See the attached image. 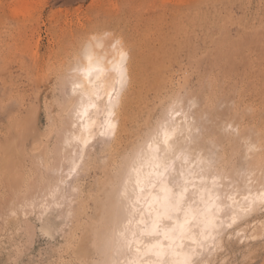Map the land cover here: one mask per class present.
<instances>
[{"label":"rangeland","instance_id":"obj_1","mask_svg":"<svg viewBox=\"0 0 264 264\" xmlns=\"http://www.w3.org/2000/svg\"><path fill=\"white\" fill-rule=\"evenodd\" d=\"M123 53L130 82L119 130L100 133L99 113L93 139L74 147L83 61ZM260 97L264 0H0V264L122 262L118 237L138 217L131 174L168 126L188 124L172 177L216 183L209 191L225 201L263 192L264 170L249 166L263 144L243 129L261 124ZM229 216L222 240L194 264H264V208L238 223Z\"/></svg>","mask_w":264,"mask_h":264},{"label":"bare ground","instance_id":"obj_2","mask_svg":"<svg viewBox=\"0 0 264 264\" xmlns=\"http://www.w3.org/2000/svg\"><path fill=\"white\" fill-rule=\"evenodd\" d=\"M89 58H91V59H89ZM128 58H129L128 55L123 53L121 56V59H119V58L113 59L111 57H107L106 55H102L100 57H97L95 60H93L91 56H87V59H85L83 61V65L81 66V69H80V74H81L80 80L73 85L74 88L72 89V93L74 96H76V100L78 102V106H77V104L75 105V107H77V108L73 111L74 113H72L75 116L74 120L76 119L74 122V125H73L75 127V129L73 131V135H72L71 139H69L71 142L74 143V147H84L85 148V145L90 140L93 139L92 137H93L94 131H96V128H95V126H96L95 121L97 119L96 115L99 113L103 114V123L101 122L102 127L100 129V133L108 136V134H113L114 132L116 133L119 130V122H118V119H115L116 118L115 113L117 112V115H118V112L121 110V107L125 104L124 95H125L126 89H127L129 82H130ZM243 97H240L241 100L243 102H248V103L252 102L251 106L256 102V101L251 100V98L246 100V99H244L245 97L244 98ZM260 98L261 99H259L257 106L263 108L264 107V97L263 98L260 97ZM181 101H182V99H181ZM225 103H227V102L225 101L224 104ZM219 105H221V104H219ZM118 106H119V108H118ZM232 107H233V105L230 107V110ZM116 108H118L119 110L117 109V111H116ZM228 109H229V107H228ZM247 109H250V108H247ZM254 110H252V111L255 113ZM165 113H166V111H165ZM228 113L230 114V112H228ZM236 113H234V114H236ZM241 113H244V112H240V114H238V115H241ZM236 116H237V114L235 115V117ZM242 116H244V115H242ZM124 118L125 117H123V120L127 122V119H126L127 117L125 119ZM242 119H243V117H242ZM242 119H241V121H242ZM179 120H181V118ZM237 120L235 121V119H234L235 122H237ZM177 121H178V119H177ZM257 124H256V120L249 121L248 124H246L247 125L246 128H243V129H245V132L247 133V135L246 136L243 135L245 132L242 131L243 134H241V136H243V137L245 136V137H249V138L253 137V140H251V141H255V140L257 141V139L261 140V142L263 144L262 146L264 149V132H263L264 131V118L262 117V122L260 125H257ZM164 125L165 124H163V126ZM175 125H177V124H175ZM186 126H188V124L174 126L173 128H169V126H168V128H165V129L163 128L164 130L162 132V136H161V140H160L162 142V144H160L159 147H158V144H151V146H152L151 148H149V146H146V148H144L145 151L144 150L141 151V152H144L143 156L141 155V157L143 159H140V160H142L140 162V164H138V165L136 164V167H134V169H139V172L134 171V169H133V172H132L131 178H130L131 183L134 184V190L136 192L135 198H136L137 202H135V208L138 210V212H137L138 217L136 218V220L132 219L131 214H132L133 210L132 211L127 210L128 211L127 221H126L127 224H128V222H131L133 220H135V222H133V224L130 223L133 226H131V228H129V226H130L129 225L128 230H125L126 229L125 228L124 232L120 235L118 234L119 237L117 236L118 237L117 243H119V245L116 246L117 247L116 249H117V251H119L118 248H120L121 251L119 253L124 255L122 262H120L119 264H140V262L142 260H145V259L153 260V261L156 259H161L162 261L168 262V264H194L195 260H198L201 256L205 255L206 253H208V251H210V248L212 245L215 246L216 242H220L222 240V237H221L222 228H223V226H225L224 225L225 224L224 218H226V216L228 214L230 216H232V218H229V220L231 219V222L238 223L244 217H247L250 213L255 212L257 209H260L262 207L264 208V191L259 193V192H256V190H248L247 192H244L243 195H240V196L233 195L234 197L227 195L228 198H230V199L225 201L224 199H222V196H221L222 191L221 192L219 190L218 191H216V190L209 191L216 183L209 185V184H206V182H205V184L203 182L202 183H191V182H189L186 184V186L188 187V190H189L188 194H187L189 199L187 201L186 206H191V208L193 209L192 215H195L196 219L193 220L189 226H186L184 239L183 240L179 239V236H180L179 231L169 232V236L172 237V239L165 241V244H172V247L171 248L166 247L164 249V254L162 257L158 258L156 256H145L144 255V246H145V243H147L148 238L146 236L142 235V233L146 229L147 230L151 229L152 221L156 218L157 212L158 211L159 212L164 211L163 208H161L158 203L152 202L153 196H157V195L163 196V193L160 192L162 182H167L168 186L171 187L173 189V191H178L179 189L173 187V184L179 183L180 185H184L185 182H187L189 180L187 177V174H183V176L180 175V176H176V177L171 176L173 163L177 159L176 156H172L171 154H172V151L175 149V147L180 142V139L177 138L176 135L181 131L184 132L183 129H186ZM257 126L259 128L261 127L263 131L261 130V128H260V130L256 129ZM192 129L193 128H191V130ZM103 136L101 135V137H103ZM165 136H167V151L164 150L165 149V144H164ZM103 139H104V137H103ZM152 139H153V137H152ZM65 141H67V139H65ZM120 142L122 143V140ZM145 142H146V140H145ZM235 142H233V143H235ZM154 143H156V142H154ZM118 145L120 146V143H118ZM88 147H89V145H88ZM177 147H179V145ZM232 147H234V146H232ZM250 148L251 147H249V149ZM157 149H159V151H157ZM136 155H137V153H136ZM73 156H75V155H73ZM138 156H139V154H138ZM67 158H68V156H67ZM75 159L76 158L72 159V157H71V161L73 162V164L77 165L76 164L77 161H75ZM157 162H161L160 168H154L153 167V165ZM165 162L169 165L167 172H165L164 167H163V163H165ZM73 164H72V166H73ZM249 166L251 167L250 169L252 171H255V170H259V171L262 170L263 171L264 170V150H262V153L258 152L255 154L254 159L252 160V162L249 163ZM130 170H132V169H130ZM149 173H153V175L151 176V179L156 184V187L152 188V187L148 186L146 183L141 185V186H137L136 181H137L138 177L143 180L144 177H147ZM160 174H162V175H160ZM263 174H264V172H263ZM119 176H120V174H119ZM202 177H203V179L206 178L205 176H201L199 179H202ZM175 180H177V182ZM126 181H128V180H126ZM120 184H121V182H120ZM263 185H262V187H263ZM141 187H143V189H144L143 191L140 190ZM191 187H193V188L197 187L199 189V190H196L197 191L196 192L197 198L195 199L196 200L195 204L193 203V200H194L193 195L195 194V192L193 193L194 190H192V189L190 190ZM119 188H120V186H119ZM124 190H126V189H124ZM129 191H130V189H129ZM126 196L128 197V195H126ZM227 196L225 195V199L227 198ZM117 197H118V195H117ZM106 201H108V200H106ZM213 205L215 206L212 208L214 215L211 213L208 214L207 216L202 214L203 210L205 209L206 206L211 207ZM225 206L227 208H225ZM226 209H228V210L226 211ZM117 212H120V211H117ZM113 215L114 216H113L112 221L114 222V221H116L115 219H117L116 218V216H117L116 212L113 213ZM172 215H173V219H176L177 214L173 213ZM183 219H184V215H183V213H180L179 214V220L181 223L183 222ZM125 220H126V218H125ZM209 221H211V223H209ZM170 227H171V222H168V221L162 222V227L160 228V232H161L160 238L161 239H163V233L165 231H167ZM110 231H111V229H110ZM129 245H131V247H129ZM114 248H115V246H114ZM137 248H139L141 250L139 253L136 251ZM109 252H110V250H109ZM117 254H118V252H117ZM115 257H116V255H115ZM114 264H118L117 260H116V263L114 262Z\"/></svg>","mask_w":264,"mask_h":264},{"label":"snow or ice","instance_id":"obj_3","mask_svg":"<svg viewBox=\"0 0 264 264\" xmlns=\"http://www.w3.org/2000/svg\"><path fill=\"white\" fill-rule=\"evenodd\" d=\"M91 59V58H89ZM165 144V151H167V136H165L164 140ZM152 146L149 145V148ZM159 151V149H157ZM154 168H160L161 162H157L153 165ZM163 167L165 172L168 171L169 165L165 162L163 163ZM134 171L139 172V169H134ZM153 173H149L147 177H144V179H140L138 177L136 184L137 186H141L143 184H147L148 186L155 188L156 184L152 181L151 176ZM162 175V174H160ZM183 176V173L180 174ZM187 182H185L184 185H180L179 183H174L173 187L178 188V191H173L171 187L168 186L167 182H162V186L160 188V192L163 193V196H153L152 202L158 203L161 208H163V212H157L156 218L152 221L151 229L145 230L142 235L146 236L148 238L147 243H145L144 246V255L145 256H156V257H162L164 254V249L171 248L172 244H165V241H168L172 239V237L169 236V232H180L179 239H184V234L186 230V226H189L193 220L196 219L195 215H192L193 209L191 206H186L187 201L189 199L188 197V187L186 186ZM141 191H143V187L140 188ZM215 207L214 205L209 207L206 206L203 210V215L207 216L208 214H213L212 208ZM218 210V209H217ZM173 213L177 214L176 219H173ZM183 213L184 219L181 223L179 220V214ZM168 221L171 222V227L163 233V239H161V232L160 228L162 227V222ZM211 223V221H209ZM190 230V229H189ZM131 247V245H129ZM136 251L139 253L141 250L139 248L136 249ZM140 264H168L166 261H162L161 259L156 260H142Z\"/></svg>","mask_w":264,"mask_h":264}]
</instances>
